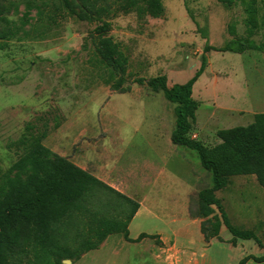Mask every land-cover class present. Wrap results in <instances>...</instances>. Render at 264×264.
I'll return each mask as SVG.
<instances>
[{"label":"rangeland","instance_id":"rangeland-1","mask_svg":"<svg viewBox=\"0 0 264 264\" xmlns=\"http://www.w3.org/2000/svg\"><path fill=\"white\" fill-rule=\"evenodd\" d=\"M26 1L3 2L6 16L19 22ZM161 1V19L140 17L133 9L124 12L113 2L98 5L108 10L102 17L111 24L107 36L130 60L126 93L114 88L116 80L107 85L103 69L96 66L93 33L102 21L58 17L56 25L34 31V19L26 27L33 29L29 37L21 33L0 42V172L19 159L13 144L27 125L46 124L50 132L44 145L53 154L134 202L155 206V217L144 212L130 223L132 241L127 242L123 233L114 234L98 249L63 264H240L244 252L247 257H264L255 241L239 240L244 252L240 246L231 250L228 243L234 238L224 226L222 242L212 239L217 241L208 245L204 240L201 226L206 219L194 213L199 193L213 187V176L196 151L172 144L176 105L163 93L136 83L164 76L172 88L186 84L205 67L193 89L199 104L193 139L215 147L221 143L218 132L251 126L255 116L264 113V51L238 55L213 48L240 39L263 45L264 0H257L255 29L247 24L241 1L232 7L220 0ZM10 2L19 6L17 12ZM31 16L36 18L37 11ZM57 122L60 127L54 130ZM216 197L230 224L253 232L264 245V185L258 177H233ZM212 208V216L223 222L219 209ZM118 211L122 210L111 213L122 218ZM87 224V217L76 220L80 232ZM141 234L154 238L135 243Z\"/></svg>","mask_w":264,"mask_h":264},{"label":"trees","instance_id":"trees-1","mask_svg":"<svg viewBox=\"0 0 264 264\" xmlns=\"http://www.w3.org/2000/svg\"><path fill=\"white\" fill-rule=\"evenodd\" d=\"M0 0V42L13 40L21 33L29 37L33 31L26 27L34 19V31L56 25L58 17H73L80 21L94 23L102 21L93 33L96 66L103 69L104 82L126 93L123 85L128 75L130 60L120 44L107 34L111 24L102 20L108 10L98 6L113 2L124 12L136 10L140 17L161 19L165 8L161 0H38L26 1L25 12L19 22L10 20L3 2ZM232 7L241 1L248 16L251 29L258 25L257 0H220ZM12 8L19 10L15 2ZM109 5V4H108ZM107 5V6H108ZM36 10V18L32 12ZM251 30L250 34H252ZM3 43V42H2ZM214 51L242 55L247 51H264V44L258 45L248 40H232L224 48ZM205 67L184 85L168 87L167 78L157 77L146 81L138 79L139 85H147L154 93H163L165 99L176 105L175 129L171 135L174 146L196 151L202 167L213 176V187L202 190L198 195V212L194 217L206 219L201 232L204 240L220 239L224 226L233 236L231 244L237 240L255 241L264 249L258 237L249 231L234 228L224 212L216 193L225 189L233 177L256 175L264 185V113L255 116V123L248 127H236L218 132L221 143L207 147L193 139V123L199 104L193 98V89ZM57 122L54 130L59 129ZM50 128L45 124L40 128L28 124L26 133L13 144L19 159L7 171L0 172V264H63L64 260H78L83 253L99 248L110 236L123 233L130 239L129 225L136 216L140 204L113 189L93 174L83 170L67 159L61 158L44 145ZM117 199V200H114ZM97 205L101 206L98 211ZM126 207V209H124ZM217 207L221 212V222L212 216ZM117 208L116 217L111 210ZM212 216V217H211ZM87 217V229L80 232L76 220ZM125 219H124V218ZM212 227V230L208 226ZM154 236L141 234L135 243ZM72 241L76 246L69 244ZM264 263V257L249 256L240 264L249 261Z\"/></svg>","mask_w":264,"mask_h":264},{"label":"crops","instance_id":"crops-1","mask_svg":"<svg viewBox=\"0 0 264 264\" xmlns=\"http://www.w3.org/2000/svg\"><path fill=\"white\" fill-rule=\"evenodd\" d=\"M257 109H258V108H257ZM257 109H256V110H257ZM145 201H146V200H145ZM146 203H147V202H146ZM147 207H148V208H147ZM151 207H155V206H154V205L144 204V203H141V202H140V208H139V210H138L136 216L134 217L133 221H135L137 218H139L144 212H146L148 216H154V217H155V216H156V213L154 212V209L151 208ZM215 241H217V240H212L210 243H213V242H215ZM231 241H232V240H231ZM231 241L228 243V244L231 246V250H233V251H238V250L240 249V247H242V250H243V252H244L245 246H243V244H241L239 240H237L236 244H234V245L231 244ZM210 243H207V244L210 245ZM239 246H240V247H239ZM252 253L255 254V253H256V249L253 250ZM241 257H242V259L245 258V257H247L246 252H244L243 254H241L240 259H241ZM255 257H256V256H255ZM179 263H181V261H180ZM179 263H178V264H179ZM185 264H191V263L188 262V263H185ZM248 264H264V263H256V262H254V261H250V262H248Z\"/></svg>","mask_w":264,"mask_h":264}]
</instances>
